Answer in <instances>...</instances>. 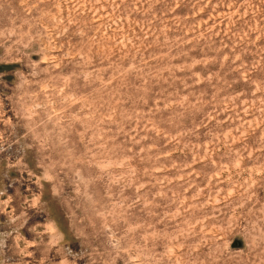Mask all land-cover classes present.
<instances>
[{
  "label": "rangeland",
  "instance_id": "rangeland-1",
  "mask_svg": "<svg viewBox=\"0 0 264 264\" xmlns=\"http://www.w3.org/2000/svg\"><path fill=\"white\" fill-rule=\"evenodd\" d=\"M0 264H264V0H0Z\"/></svg>",
  "mask_w": 264,
  "mask_h": 264
}]
</instances>
